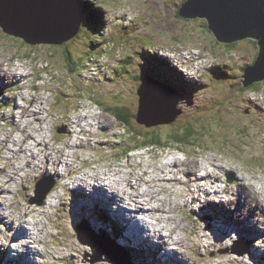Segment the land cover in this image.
<instances>
[{
    "label": "rangeland",
    "instance_id": "1",
    "mask_svg": "<svg viewBox=\"0 0 264 264\" xmlns=\"http://www.w3.org/2000/svg\"><path fill=\"white\" fill-rule=\"evenodd\" d=\"M82 1L86 11L81 30L63 46L27 45L0 28V264H113L105 256L102 261L91 262V247L82 244L78 235L82 236L80 239L92 235L104 239L118 252L121 264H264V219L260 220L263 211L258 201L247 205L251 191L243 182L237 189L236 183L240 177L260 191L257 181L264 180V80L246 88L240 80L244 69L255 61L256 40L218 42L204 19L177 17V9L184 0ZM88 12L95 13L100 21L91 22ZM65 51L74 66L66 64ZM160 64L164 65L162 70ZM5 74L10 78L8 82L1 80ZM144 78L154 81L144 87L149 105L154 106L158 100L164 112L160 117L152 114L151 119L159 121L179 112L173 121L150 127L136 121L137 91L142 88ZM156 81L168 86L174 95L170 97ZM160 92L163 94L159 96ZM25 97L33 99L31 108L43 104L47 109L44 118L51 115L44 124L49 126L50 138L58 141V147L64 148L70 138L79 136H68V129L75 126L73 121L77 120V124L93 114L89 123H93L92 119L99 123L90 128L84 122L83 128L89 129L90 136L86 133L82 135L85 141L75 140L81 146L51 154L48 163H44L48 154L44 149L37 152L35 159L28 153L32 163L27 165L23 155L15 157L10 149L21 140L25 141L24 147L33 144L34 151L43 143V137L37 131V137L31 140L23 133L27 129L34 132L36 116L26 121L27 129L25 120L23 127L14 121L21 108L28 106ZM117 106L125 109L129 125L119 124L110 114ZM152 135L159 138L161 147L145 146L123 154L126 148L142 146ZM175 136H184L183 142L188 144H174ZM67 152L71 154L66 157L68 162L73 160L69 167L61 163ZM174 158L182 161L195 158L199 164L211 160L214 166L207 164L208 169H214L222 184L218 185L215 177L210 178V187L205 191L195 197L186 194L187 201L192 197V202L198 205L189 204L180 212L176 203L186 204L180 199L185 187L168 182L151 183V191L157 189L155 184L163 191L155 194L156 201H161L147 207L161 205L162 200L170 198L172 213L164 208L170 209L163 202L161 209L167 211L163 215L138 211L129 218L123 205L112 199L110 190L105 189L103 196L99 190L102 184L97 187L104 182L99 176L95 177L97 181H81L84 173L107 172L109 167L121 169L127 164H138L133 175L144 169L155 172ZM218 160L225 165L217 166ZM223 168H232L234 172L219 171ZM54 171L60 176L52 174ZM123 173L117 176L119 179L116 177L117 182L122 181ZM19 176L22 178L15 181ZM229 178L233 180L228 182ZM139 180L143 182L144 177ZM39 181L45 188L52 185L41 205L33 202L37 197L35 184ZM181 183L194 188V183L186 178ZM197 184L202 187L204 182L199 179ZM143 185L140 190L146 188ZM220 185L221 188L228 185L230 194L235 195L226 199L223 192H209L211 187ZM56 195L60 198L52 199ZM146 199L141 202L144 204ZM129 203L136 206L130 199ZM207 203L212 206L204 208ZM42 212L47 214L40 215ZM140 216L147 220L149 230L154 227L161 231L152 235L159 244L141 240L134 221ZM161 216L165 217L163 222H159ZM174 218L182 222L180 228L174 227ZM238 220L246 223L241 225ZM29 221L36 233L42 234L39 244L29 245L25 238L18 237L22 232L27 234ZM181 240H185V245L179 243ZM123 241L131 247L126 248ZM18 250L21 256L9 255Z\"/></svg>",
    "mask_w": 264,
    "mask_h": 264
},
{
    "label": "water",
    "instance_id": "2",
    "mask_svg": "<svg viewBox=\"0 0 264 264\" xmlns=\"http://www.w3.org/2000/svg\"><path fill=\"white\" fill-rule=\"evenodd\" d=\"M0 11L3 15L0 28L5 34L20 38L31 46H63L78 36L86 6L82 0H0ZM176 14L183 20L204 19L207 29L220 43L232 44L247 38L255 39L258 45L257 56L253 65L244 69L240 80L245 88L264 80V0H184ZM151 81V78L142 79V88L137 91L138 108L135 118L146 127L171 122L179 113L159 121L151 119L154 113H157V117L164 115L158 100L154 106L148 103L144 87ZM159 85L172 97L173 92L169 91L168 86L161 83ZM161 94L163 93L160 92L159 96ZM232 180L229 178L228 182ZM51 188V184L45 188L42 181L37 182L34 191L37 197L33 202L41 205ZM80 237L77 236L82 244L91 247V262L102 261L105 256L113 264L122 263L118 252L104 239L95 235L84 236L83 239Z\"/></svg>",
    "mask_w": 264,
    "mask_h": 264
},
{
    "label": "bare ground",
    "instance_id": "3",
    "mask_svg": "<svg viewBox=\"0 0 264 264\" xmlns=\"http://www.w3.org/2000/svg\"><path fill=\"white\" fill-rule=\"evenodd\" d=\"M8 79H10V78H8L6 74L3 76V79L1 78V80H5L7 82H8ZM24 101H28V106L27 107H22L21 110H20V112L18 113V116H14L15 123L16 124H19L20 127H23L22 120H25L24 122H26L28 119L33 118L34 116H36L37 122H35L36 124L34 123L35 125L33 124L34 125L33 126L34 132H32L30 129L29 130L27 129L28 128V123L26 122V125L24 127L27 130H23V133H25V135L29 139H31V140L34 139V137L36 136L37 131H39L41 133L40 135H42V137H43V143H39L38 146L39 145L40 146L36 150H34V151H32V147L34 146L33 144L30 143V145H27L26 147H24L23 145H24L25 141H22L21 142V140H19V139L18 140H19L20 143L17 146H14L13 145V147L10 149V151H11L10 153L13 156H15V157H17L19 155H23V160L27 163V165H30L32 163V158L35 159L36 155H38L37 152H40L41 149H44V153H48L47 154V157L44 160V163H48V158L51 157V160H52V156L53 155L51 156V154H56V153L58 154L62 149L63 150L64 149H67V148L68 149H72L73 147H76V145H80L81 146V144L75 142V140L79 139L78 141H85L82 135H85L86 133L88 134L89 133V129L83 128L85 126L84 122L87 121V123H88V125H89L90 128L92 126L95 127L96 124L99 123V121L96 120V119H92L93 120V123L92 124L89 123V119L93 117V114L86 115V116L84 115L85 116L84 117V120L82 122L77 123V124H75L77 120L76 121H73V124L75 126H73V128L71 130L68 129V134H69L68 136H70V135H71V137H74V135H79V136H77V139L70 138V141H68L64 145V148H61V147H58L57 146L58 145V141L53 142V140L50 138L49 126L44 124V122H46V120H48V118L51 117V115L46 114V117L44 118V114L47 111V109H45V107H42L43 104L41 102L39 103V107L37 109L31 108L32 105L34 104L32 98H29L27 100L26 97H25V100ZM47 103H48V101H47ZM45 106H47V104ZM18 108L16 110H19ZM76 129H78V130H76ZM88 136H90V135L88 134ZM53 146H55V147H53ZM41 147H43V148H41ZM25 148L28 149L27 152L20 153L21 152L20 150H23ZM51 148H53V149L55 148V149L54 150L53 149L52 150H49ZM28 153H30V156L32 157L31 159L29 158V156H27ZM67 155H70L71 156V154L68 153V152L65 153V154H63L62 156L65 157V158H64L63 161H61V163H62L63 166L69 167V166L72 165V163H73L72 161L73 160H71V162H68V160L66 158ZM79 158H80V156H78V159ZM9 160H11V159H9ZM218 162H220V164L219 163L217 164V166H219V167L220 166L222 167L223 165H225V163H221V161H219V160H218ZM207 164L210 165L211 167L213 165L212 162H211V160L210 161H206V163L199 164V162L196 161L195 158L186 159L184 161H182L179 158H174L171 162L163 163V165L161 167L156 168L155 172H157V174H154L155 173L154 171H147L146 172V169H144L143 171L141 170L142 173L141 174H138V175H133V174H135L133 169L136 170V168H138V166H137L138 164L137 165H135V164H127V165H124V167H122L121 169L120 168L118 169V167H116V166H112V167L107 168V172L103 171V172H98L96 174H91V175H88L87 173H84L82 175V177H81V179H82L81 181L84 182V179L85 180H90V181H92L93 179H95L94 181H97L98 179H96L95 177L96 176H99L100 177L99 179L101 181H104V182L99 183L97 185V187H100L101 184H102V186L99 188V190L101 192H103V196H104L105 189L110 190L112 199L115 202L121 203L123 205V207L125 208V210L128 212L129 218L131 216V213H135V212H138V211H140L142 213L143 212L144 213H149V214L150 213L151 214L160 213L161 215H163L164 213L167 212L165 209H167L169 211L171 210V206H172V203L171 202H172V199L166 198L164 201L162 200L161 205L160 204H157L156 206L151 205L150 207H147V205L150 204V203L160 202L161 200L156 201L155 194L156 195L157 194L160 195V192L163 191L162 189H160V186L159 185H156V184H155V188H157V189H155V191L152 189V191H151V187H152L151 183L168 182V183H170L172 185L180 184L183 187H185V194L183 195V197H182V195H180V197H182L180 199L184 203H186V204L185 205L184 204H181V202L180 203H176V205H178V207H179V209H176V210L177 211L179 210L180 212H183L184 209H182V207H184V206H187L189 204H191V205H198L196 202L195 203L192 202V197H191V199H189V201H187V199H186V196L187 195L186 194H188V197L189 196H194L195 197L196 194H198L199 192H203V191L206 190L207 187H210V185H208L209 184L208 182H209L210 178L215 177V180H219L217 178L216 173L214 172V169L212 168V169L209 170ZM37 165L38 164L36 163L35 166H37ZM11 166H13V164ZM41 166H39V169L37 167V169L38 170H41ZM139 166L142 167V164L139 163ZM176 166L180 167V169L178 171H176L177 170ZM143 167H145V165ZM146 168H149V167H146ZM15 169L16 170H19L20 168L19 167L18 168L15 167ZM124 169L127 172L124 171ZM167 169H169V171H167ZM220 170H224L225 171V170H228V169L227 168H225V169L223 168V169H219V171ZM229 170L231 172L233 171L232 168H230ZM32 171H34V169H32ZM123 172H125V175L122 178V181L117 182V180L120 178V177L118 178L117 176L118 175H121ZM103 173H105V174L103 175ZM151 173H153V175H151ZM52 174H55L57 176H60V173H58V172L56 173L55 171ZM171 174H172V176H171ZM144 175H146V176H144ZM178 175L179 176L182 175V178H177ZM30 176H31V174H29L25 178L24 181L26 182L29 179ZM101 176L104 177V179ZM142 176L144 177V181L143 182H140L139 178L142 177ZM167 176H168V178H167ZM19 177L20 178H18L15 181H18L19 179L22 178V176H19ZM116 177L118 178L117 180H116ZM183 178H186L188 182H193L194 183V185H193L194 188H191V186H189L188 184H182L181 183V180ZM199 179H201L204 182V185L202 187H200L197 184V180H199ZM242 182L245 183L246 185H248V189L251 191L250 192V195H249V198L247 199V205L248 206L255 205L256 202L258 201V203L261 206V211H263V212H261L262 219H260L262 221L264 219V198H263L264 197V180L258 179V181H257L258 182V185H260L259 187L257 186L258 188H260V191H257V189L255 190L254 187L251 184L247 183L244 179H242L240 177L237 178V180H236L237 189L241 186ZM217 184L218 185L219 184H222V181L219 180V183H217ZM142 185L145 186L146 188L140 190V188L142 187ZM211 188H212V190H210L209 192H211V193L223 192L225 194L224 196L227 197L226 199H229L228 197L230 195H233V196L235 195L234 193L230 194V192L228 191V185H225L222 188H221V185L219 187L217 186L216 188H214V187H211ZM76 189H77V187H76ZM79 189H81V188H79ZM164 189H166V188H164ZM252 189H254V191H252ZM95 190H97V192H99L97 188ZM80 191H82V190H80ZM133 192L134 193H137V195L136 194L133 195ZM126 193H128V195H126ZM170 194L172 196H175L174 191H171ZM167 195H169V194H167ZM176 195L179 196V194H176ZM49 198H51V197H49ZM59 198H60V196L59 195H56V196H53L52 199L57 200ZM81 198H84V195L81 194ZM145 198H147V199H146V201L144 203L145 205H144L141 202V200H145ZM129 199L136 204L135 207H131L132 205L129 203ZM224 199L225 198H222V200H224ZM235 199L236 198H233V200H235ZM193 201H194V198H193ZM163 202L167 203L168 206L170 207V209L167 206L164 207L163 206V204H164ZM125 204L127 205V207L125 206ZM50 206H52V205H49V207ZM162 206L165 209H161ZM204 206H205L204 208H206V207L209 208L212 205L209 204V203H207ZM198 209H201L200 208V205H199ZM170 212L172 213V211H170ZM44 213L47 214L46 212H42L40 215H42ZM247 213H249V211H247ZM161 218L162 219H159L160 221L158 220L159 222H163V219L165 217L161 216ZM132 219H135V218L133 217ZM167 219L168 218L166 217V221H167ZM173 220H174V223H175L174 224V227L180 228V226H182V222L181 221H178L176 218H174ZM185 220H187V218ZM129 221H130V223L132 222V220H129ZM134 221H135L136 227L140 229L138 231V233H139V236L141 237V240L142 241L148 240V241L154 242V244H159L160 243L159 241L154 240V238H153L154 236H152V235H156V233L161 232L159 229L153 227V230H149L150 228L148 226V223H147V220L146 219H143V220L142 219H135ZM183 221H184V219H183ZM238 221H240V220H238ZM244 222L245 221L241 220L240 221L241 225ZM30 223H31V221H29L27 223V225H29V227H27V234H26V232L25 233L22 232V234H19L18 237L19 238H22V239L25 238L27 240V243L29 245H31V244L32 245L33 244H39V241L42 242V240H41L42 234L41 233H36V230H34V227ZM143 228L146 229V231H143ZM166 232L169 234L168 231H166ZM224 232H226V234H228V231H224ZM132 234L135 235L136 233L132 232ZM148 234H150V235H148ZM157 235H160V234H157ZM190 235H194V234L193 233H190ZM125 238L128 239V236L127 237L125 236ZM219 238H224V236H221ZM135 239L136 240H139V238H135ZM175 239H177V238H175ZM182 242L184 243L183 245H185V243H186L185 240H181L179 243H182ZM123 243H124V241H123ZM166 243H168V242H166ZM166 243H162V244H165L166 245ZM124 244L127 245L126 248L131 247L130 244H128V243H124ZM138 245L139 244H135L136 247H138ZM123 247H125V246H123ZM34 248H36V247H34ZM161 248H163V247H161ZM126 252L127 251H125V254H127Z\"/></svg>",
    "mask_w": 264,
    "mask_h": 264
},
{
    "label": "trees",
    "instance_id": "4",
    "mask_svg": "<svg viewBox=\"0 0 264 264\" xmlns=\"http://www.w3.org/2000/svg\"><path fill=\"white\" fill-rule=\"evenodd\" d=\"M84 5H85V3H84ZM87 14L89 15V18L91 19V22H96V24H97V22L100 21L99 16H97L95 13L88 12ZM65 52H66L65 53V56H66V64H68L70 67L71 66H74L75 63H74L72 57L70 56L69 52L68 51H65ZM161 62H163V61L161 60ZM160 66H161V70H162V68H164V65L163 64H160ZM256 85L257 84H253V85H251L249 87H253V86H256ZM124 110L125 109L123 107L117 106L114 109L113 113H110V114L114 117V119L116 120V122H118L119 124L129 125L128 114L125 113ZM107 112H109V111H107ZM153 136H155V135H152L151 137H153ZM137 137H139V134H137L136 138ZM183 138H184V136H182V138H178V137L175 136V138H173L174 139L173 140V143L174 144H177V145H179V144H181V145L182 144L183 145H187L188 144L187 142H183L184 141ZM158 139L159 138H155L154 139V137H153L150 140L143 141V143H142L143 145L142 146L140 145V146H134L132 148H126L124 150L123 154L126 155V154L132 152L133 150L141 149V148H143L145 146H146L145 148H147V147H153V146H157V145L159 147H161V145L159 143L160 141Z\"/></svg>",
    "mask_w": 264,
    "mask_h": 264
},
{
    "label": "clouds",
    "instance_id": "5",
    "mask_svg": "<svg viewBox=\"0 0 264 264\" xmlns=\"http://www.w3.org/2000/svg\"><path fill=\"white\" fill-rule=\"evenodd\" d=\"M17 252H18V251H17ZM13 254H14V257H15V256H18V255H16V254H18V253H15V251H12V252L9 253V255H12V256H13Z\"/></svg>",
    "mask_w": 264,
    "mask_h": 264
},
{
    "label": "flooded vegetation",
    "instance_id": "6",
    "mask_svg": "<svg viewBox=\"0 0 264 264\" xmlns=\"http://www.w3.org/2000/svg\"><path fill=\"white\" fill-rule=\"evenodd\" d=\"M177 15V14H176ZM178 17V16H177Z\"/></svg>",
    "mask_w": 264,
    "mask_h": 264
}]
</instances>
